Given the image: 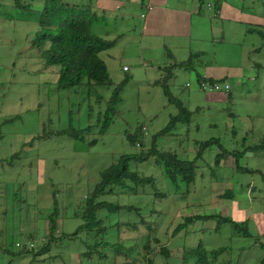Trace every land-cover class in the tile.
I'll list each match as a JSON object with an SVG mask.
<instances>
[{
	"label": "rangeland",
	"instance_id": "rangeland-1",
	"mask_svg": "<svg viewBox=\"0 0 264 264\" xmlns=\"http://www.w3.org/2000/svg\"><path fill=\"white\" fill-rule=\"evenodd\" d=\"M70 1L79 5L90 3L88 0ZM232 1L239 8L244 7L255 13L256 17L245 15L243 18L248 17L246 21H254L250 22L253 23L250 24L252 27L264 31V0ZM205 3L212 4L213 0H205ZM44 4L45 0H0V264H77L79 253L87 251L85 244L102 240L115 244L122 238L127 240L124 246L132 248L129 256L134 257L145 243L149 230L163 243L170 241L169 248L181 244L195 247L201 241L208 249L226 246L228 248L218 258L219 264H260L264 259V249L255 246V243L253 245L254 240L247 239L243 241L246 252L239 253L236 249L239 242L229 239V225L222 226L219 233L195 231L216 226L215 221H199L189 227L195 232L188 236L182 234L169 238L175 225L185 216L218 212L201 208V204L205 206L211 201L215 190L214 178L212 171L201 167L194 183H179L175 186L156 164L154 157L144 162H131V169L153 177L157 190L147 185L139 193L122 191L121 194L100 197V200L133 207L132 210L103 214L101 217L106 231L100 236L81 233L77 239L54 244L51 252L43 256L18 255L24 245L30 242L37 244L47 235L48 217L54 210L55 200L59 208L58 234L74 232L83 223L75 214L81 211L84 199L99 181L100 173L116 163L122 155L140 152L139 148L129 144L127 135L145 126L146 148H149L152 138L168 125L171 115L176 113L162 88L154 85L155 80L151 78L153 70L157 72V69L149 64L147 55L157 54L156 50L153 53L145 50L141 54L132 31H129L117 39L112 49L100 54L115 84L128 80L120 94L117 114L102 132V122L98 123V119L106 109L112 89L98 86L91 93L58 89L54 73L58 67H46L41 57V51L49 43L40 47L31 43L39 30L38 21ZM137 14L133 11V16H130L132 28L139 25ZM216 21V24L225 25L226 41L242 39L244 36L245 45L260 49L259 52H250L248 59L253 61L256 58L264 62V44L260 34L246 35L247 26L232 20ZM99 23L94 22L92 25L96 33L128 26L122 17ZM216 32L222 35L219 29ZM219 40L217 37L215 42H208L201 49L206 50V55L211 57L217 51L219 64H250L244 54L245 49L226 41L221 44ZM253 46H250L251 49ZM124 67L127 71L123 70ZM193 77L190 72L177 70L176 77L169 81L171 92L191 109L201 103L192 97L190 99V91L184 87L187 81L194 82ZM200 95L204 98L203 93ZM204 111L200 115L196 114L192 121L199 123V130L193 128L188 136L187 125L180 123L170 134L157 138L158 148L175 151L182 158L192 159L195 155V139H208L211 134H222V139L228 142L223 134L227 112H222L218 107ZM209 120L217 121L220 130L211 132L207 128ZM70 124L75 129L90 128L84 141L59 134ZM208 154V160L215 157V152ZM199 165L203 164L200 162ZM156 193L166 194V197L158 198ZM141 220L149 222L151 228L148 230L146 225L140 224ZM126 223L138 224V228L133 230ZM112 250L110 246L100 249L107 253ZM41 257L43 260H39ZM81 264L112 263L111 259L104 262L81 257Z\"/></svg>",
	"mask_w": 264,
	"mask_h": 264
},
{
	"label": "crops",
	"instance_id": "crops-1",
	"mask_svg": "<svg viewBox=\"0 0 264 264\" xmlns=\"http://www.w3.org/2000/svg\"><path fill=\"white\" fill-rule=\"evenodd\" d=\"M88 1L90 2L91 10L96 15L94 22L97 24L121 17L125 24H128V26H121L113 30H103L101 33H96L93 30L97 35L116 43L117 39L132 31L141 54L145 50L150 53L156 50L157 54L147 55L149 64L157 69V72L153 70V75L151 76L155 81L162 77L164 66L174 62H184L195 53L198 55L194 70H174V78L177 70L190 72L191 77L192 75L194 76V82H191V80L187 81L184 87L190 91V99L192 97L201 102L195 109H191L190 106L184 103L190 111L194 112L191 122L186 124V133L190 136V130L193 128L199 130L201 128L198 122L196 124L192 122L196 114L200 115L205 112V109L218 107L222 112H227L228 119L224 122L223 134L228 142L222 139V134L217 136L211 134L208 139H217L222 149L218 145H213L204 151L198 160V165L200 162L203 164L202 166L199 165V168L205 167L206 170L212 171L215 184L211 201H208L205 206L201 204V208L204 210L215 209L218 212L192 215H216L218 217L199 220L204 222L215 221L216 226H213V228H198L195 231L219 233L222 226L229 224L220 223L217 218H228L238 224H243L251 236L249 238L244 237L238 230L229 225L231 229L229 239H235V241L239 242L236 245L239 253L246 252L247 247L243 244V241L247 239L254 240L253 245L255 243V246L264 249L262 246L264 244V62L256 58L253 61L248 59L250 52L260 51L258 47L249 44L245 45L244 36L241 37L242 39H229V42L226 41L225 25L223 23L222 25L216 24L217 19L242 23V25L247 26L246 35H250L256 33L254 32L256 28L250 25L253 24L250 22L254 21L246 20H248V17H256V14L244 7L239 8L232 0H213L212 4L205 3V0ZM62 3L73 6H85L70 0H65ZM133 11L138 13L136 17H138L139 23L138 26L134 25V28L131 27L130 21ZM245 15L248 17L243 18ZM217 29L222 35L216 32ZM216 35L220 38L218 42L221 44L226 41L235 47L245 49L247 53L244 50V54L245 56L247 55V61L250 60V64L249 62L246 64L241 63L239 66L226 63L219 64L217 51H214L212 57L206 55V50L201 49V46L211 41L215 42L217 39ZM157 43L159 45L154 46ZM250 46H253L252 49ZM161 63L164 64L161 65ZM54 73L57 80L58 69L54 70ZM197 73L203 79L205 78L212 82H228L231 85L230 92L208 93L202 91L198 87ZM200 93L204 94V98L201 97ZM207 128L211 132L220 130V124L215 120H209ZM208 139H193L196 146L193 158L196 156L197 142ZM210 152H215V157L212 160H208V153ZM221 153H224V155L218 157V154ZM195 231L191 229V232ZM182 234L184 232L178 235ZM169 237L171 239L174 238L171 237V233ZM122 241L127 242L124 238H122ZM184 247L190 246L181 244L173 247L174 252L168 260H164L158 255L155 257L154 262L157 264H183L180 255ZM79 255L77 264H81V253ZM122 258L123 260L121 261L120 259ZM39 260H43V258L41 257ZM126 260L124 257H119L117 262L122 264ZM214 264H219L218 260Z\"/></svg>",
	"mask_w": 264,
	"mask_h": 264
},
{
	"label": "trees",
	"instance_id": "trees-1",
	"mask_svg": "<svg viewBox=\"0 0 264 264\" xmlns=\"http://www.w3.org/2000/svg\"><path fill=\"white\" fill-rule=\"evenodd\" d=\"M17 4L19 2L17 1ZM95 13L91 10L90 5L73 6L64 4L60 0H46L44 8L39 16V30L32 39L33 46H41L48 42L49 45L41 51V57L44 60L46 67H58V77L56 87L60 90L88 92L98 86L112 89L111 96L106 103L105 111L100 114L98 123L102 122V132H104L113 122L117 114V106L120 103L121 91L126 86L128 80L119 84H115L110 77V73L106 62L100 57L104 51L111 49L114 41L106 40L97 35L92 25L95 20ZM254 32L263 37L264 31L261 29H254ZM198 55L192 54L188 60L184 62H174L173 64L163 67V75L160 79L154 82V85L160 86L167 97L168 103L173 105L176 113L171 115L168 125L155 135L151 140V145L146 148L145 126L138 128L134 134H128L127 140L133 147L140 149L139 153L125 154L116 162L104 169L99 176V181L93 186L90 192L86 195L81 211L75 214L83 220V223L72 233L62 232L58 234L57 218L59 216V208L57 200L54 201V210L48 217L47 235L44 236L37 244L30 242L21 248L18 253L19 256L30 254L31 256H43L51 252L54 244L63 242L64 240H74L79 238L81 233L88 235L93 234L100 236L106 231L104 227L103 214L116 213L123 209L132 210V206L115 204L106 200H100V197L106 194H121L123 193H139L142 188L147 185L156 189L155 179L151 176H144L139 172L131 169V162H144L151 157L155 158V162L160 166L167 178L178 186L179 183L190 185L195 182L197 171L199 168L198 160L202 153L213 145L222 146L215 138L205 141L197 142V152L193 159L180 157L175 151L159 149L157 146V138L159 136H166L176 129L177 125L189 124L193 116L183 100L174 95L169 86V81L174 78L175 69L194 70ZM198 81L203 79L197 73ZM212 82L211 80L205 79ZM222 82V81H218ZM90 132V128L75 129L71 124L59 134L67 135L76 140H85V135ZM93 141L92 143H94ZM224 153L218 154V157L223 156ZM121 191H119V190ZM118 190V191H117ZM156 197L165 198L166 194L156 193ZM216 218V215H191L185 216L177 223L171 232V237H175L181 232L189 235L191 227L199 220ZM220 223H228L232 228L238 230L244 237H251L243 224H238L228 218H217ZM149 222L141 220L140 224L146 225L149 230ZM133 230L138 228V224L126 223ZM149 233L146 237L145 243L142 244L141 249L136 256H129L132 250L124 246L125 241H119L111 244L108 241H99L94 244H85L87 251L81 253V257L86 260L94 261L96 259L112 264H118L119 257H124L126 262L122 264H157L155 257L161 256L164 260H168L174 252L173 248H169V241L163 243L156 235ZM170 238V237H169ZM30 244H34L30 248ZM38 246V247H37ZM108 246L113 247L111 253L104 250ZM264 247V244H262ZM226 247H219L217 249H208L201 241L195 247H184L180 255L183 264H214L218 257L225 251ZM167 264V263H166ZM260 264H264V259Z\"/></svg>",
	"mask_w": 264,
	"mask_h": 264
},
{
	"label": "built area",
	"instance_id": "built-area-1",
	"mask_svg": "<svg viewBox=\"0 0 264 264\" xmlns=\"http://www.w3.org/2000/svg\"><path fill=\"white\" fill-rule=\"evenodd\" d=\"M124 70H127L126 67H124ZM198 87L204 92L212 93V92H225L229 93L231 90V85L228 82H210L204 79H201L198 81ZM146 131V128H144ZM30 248L34 247V244L29 245Z\"/></svg>",
	"mask_w": 264,
	"mask_h": 264
}]
</instances>
